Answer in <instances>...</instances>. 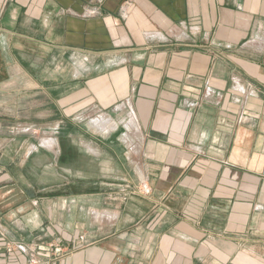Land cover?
<instances>
[{
    "label": "crops",
    "instance_id": "0c3cea01",
    "mask_svg": "<svg viewBox=\"0 0 264 264\" xmlns=\"http://www.w3.org/2000/svg\"><path fill=\"white\" fill-rule=\"evenodd\" d=\"M0 264H264V0H0Z\"/></svg>",
    "mask_w": 264,
    "mask_h": 264
},
{
    "label": "built area",
    "instance_id": "2783aa9c",
    "mask_svg": "<svg viewBox=\"0 0 264 264\" xmlns=\"http://www.w3.org/2000/svg\"><path fill=\"white\" fill-rule=\"evenodd\" d=\"M141 191L144 194H148L150 192V188L148 187L147 184L143 183L141 185ZM53 251H54V253H61L63 250H62V247L61 246H56V247H54Z\"/></svg>",
    "mask_w": 264,
    "mask_h": 264
},
{
    "label": "rangeland",
    "instance_id": "374dc122",
    "mask_svg": "<svg viewBox=\"0 0 264 264\" xmlns=\"http://www.w3.org/2000/svg\"><path fill=\"white\" fill-rule=\"evenodd\" d=\"M25 131H30L31 129L27 128V129H24Z\"/></svg>",
    "mask_w": 264,
    "mask_h": 264
}]
</instances>
